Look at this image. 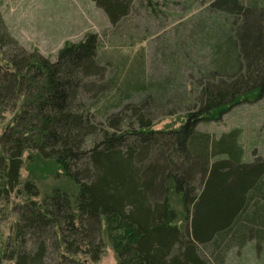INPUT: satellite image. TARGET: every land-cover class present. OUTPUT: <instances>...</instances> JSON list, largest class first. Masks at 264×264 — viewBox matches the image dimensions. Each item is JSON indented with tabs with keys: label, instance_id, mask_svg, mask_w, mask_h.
Masks as SVG:
<instances>
[{
	"label": "trees",
	"instance_id": "obj_1",
	"mask_svg": "<svg viewBox=\"0 0 264 264\" xmlns=\"http://www.w3.org/2000/svg\"><path fill=\"white\" fill-rule=\"evenodd\" d=\"M93 1L116 25L137 0ZM200 1L220 19L213 66L169 129H156L146 110L149 93L165 89L142 66L134 78L111 72L96 33L67 42L52 61L23 48L0 9V112L14 114L0 135V202L26 196L0 264L98 262L106 233L119 264H226L250 239L259 251L264 155L245 160L239 129L214 137L197 127L264 98V0ZM26 153L57 161L76 190L59 185L36 199V182L22 184Z\"/></svg>",
	"mask_w": 264,
	"mask_h": 264
},
{
	"label": "rangeland",
	"instance_id": "obj_2",
	"mask_svg": "<svg viewBox=\"0 0 264 264\" xmlns=\"http://www.w3.org/2000/svg\"><path fill=\"white\" fill-rule=\"evenodd\" d=\"M0 9L10 33L29 52H39L55 61L67 42H78L87 34L96 33L99 56L109 61L111 72H119L124 79L131 71L134 78L142 66L145 79L165 89L161 95L149 93L152 99L146 110L156 129L175 128L183 122L192 107L197 82L213 66L212 35L220 25L217 14L200 0H137L132 13L116 25L93 0H0ZM3 64L0 53V65ZM140 100L135 96L129 102ZM13 116L10 111L0 112V135ZM197 129L214 137L239 129L245 160L264 155V98L232 108L220 121L201 122ZM28 156L26 153L22 184L29 179L36 182L41 192L36 199L41 200L59 185L70 193L76 190L57 161L45 160L35 153L33 160ZM25 199L24 194L14 193L10 201L0 202L2 248L15 234L14 207ZM176 207L182 209L179 204ZM180 215L184 216L183 212ZM103 238L105 249L98 262L84 255L78 258L89 264H119L107 233ZM255 243L256 239H250L243 247H233L226 264H264V241L258 252Z\"/></svg>",
	"mask_w": 264,
	"mask_h": 264
}]
</instances>
